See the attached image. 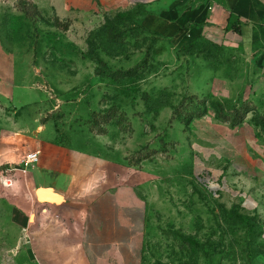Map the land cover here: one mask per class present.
Instances as JSON below:
<instances>
[{
  "label": "rangeland",
  "instance_id": "obj_1",
  "mask_svg": "<svg viewBox=\"0 0 264 264\" xmlns=\"http://www.w3.org/2000/svg\"><path fill=\"white\" fill-rule=\"evenodd\" d=\"M164 5L0 0V121L47 122L141 206L123 246L95 250L80 210L31 203L0 164V264H264V55L172 47L141 22Z\"/></svg>",
  "mask_w": 264,
  "mask_h": 264
},
{
  "label": "crops",
  "instance_id": "obj_2",
  "mask_svg": "<svg viewBox=\"0 0 264 264\" xmlns=\"http://www.w3.org/2000/svg\"><path fill=\"white\" fill-rule=\"evenodd\" d=\"M141 22L168 39L172 47L202 36L264 55V0H165L164 7L143 15ZM9 80L12 81V74ZM27 150L36 151L38 160L13 170V175H19L12 177V185H22L31 203L35 201L45 209L54 210L65 204L80 210L77 230L89 248L118 250L126 231H137L141 221L138 198L108 179L106 166L99 158L57 139L49 124L36 116H7L1 120L0 164L18 163ZM260 185L264 188V175ZM38 187L56 193L59 200L36 201L33 191ZM250 203L253 205L252 200ZM101 253L97 251L87 264H104L98 261Z\"/></svg>",
  "mask_w": 264,
  "mask_h": 264
},
{
  "label": "built area",
  "instance_id": "obj_3",
  "mask_svg": "<svg viewBox=\"0 0 264 264\" xmlns=\"http://www.w3.org/2000/svg\"><path fill=\"white\" fill-rule=\"evenodd\" d=\"M38 160V154L36 151L34 150H27L24 152V154L22 155V157L20 158V160L18 161V163L16 164H7L8 167L5 168V171H11V170H15L16 168L18 169H22L28 165L34 164L36 163ZM4 180L7 179V184H10V177H4ZM3 179L1 180V185L2 186H6V183Z\"/></svg>",
  "mask_w": 264,
  "mask_h": 264
},
{
  "label": "water",
  "instance_id": "obj_4",
  "mask_svg": "<svg viewBox=\"0 0 264 264\" xmlns=\"http://www.w3.org/2000/svg\"><path fill=\"white\" fill-rule=\"evenodd\" d=\"M33 194H34L35 200L38 202H47V201L59 200V195H57L56 193H53L51 190L45 189V188L38 187L33 191ZM48 194L51 195L52 197H47Z\"/></svg>",
  "mask_w": 264,
  "mask_h": 264
},
{
  "label": "trees",
  "instance_id": "obj_5",
  "mask_svg": "<svg viewBox=\"0 0 264 264\" xmlns=\"http://www.w3.org/2000/svg\"><path fill=\"white\" fill-rule=\"evenodd\" d=\"M145 14H147V13H144V15H145ZM232 28L235 29L236 31L238 30V28L235 27L233 24H232ZM146 29H147V28H146ZM153 32H154V31H153ZM199 37H200V36H195V37H193V38H191V39H189V40L183 42V43L180 45V47L191 45V44L194 43V42L196 41V39H198ZM246 111H247V109L243 108V110H242V112H241L240 115H238V114H233V116H242V114L245 113ZM239 120H240V118H236V117L230 119V121H232L233 123H237V122H239Z\"/></svg>",
  "mask_w": 264,
  "mask_h": 264
}]
</instances>
